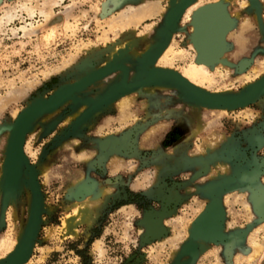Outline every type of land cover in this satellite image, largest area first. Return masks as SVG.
<instances>
[{
    "label": "rangeland",
    "instance_id": "obj_1",
    "mask_svg": "<svg viewBox=\"0 0 264 264\" xmlns=\"http://www.w3.org/2000/svg\"><path fill=\"white\" fill-rule=\"evenodd\" d=\"M180 1L0 0V264L36 197L24 264H264V92L217 109L173 80L121 89L157 71L220 96L264 80V0H197L166 33ZM151 4L154 14L132 20ZM207 9L214 15L202 19ZM216 42L220 55L206 61ZM109 65L117 69L31 124L20 181L7 190L19 115ZM212 205L224 212L220 241L195 233Z\"/></svg>",
    "mask_w": 264,
    "mask_h": 264
},
{
    "label": "water",
    "instance_id": "obj_2",
    "mask_svg": "<svg viewBox=\"0 0 264 264\" xmlns=\"http://www.w3.org/2000/svg\"><path fill=\"white\" fill-rule=\"evenodd\" d=\"M197 0H181L173 6L166 18V33L174 31L180 23L183 15L189 7H191ZM214 15V9H207L200 14L202 19H209ZM222 44L220 42L214 43L210 47L209 54L206 61H213L221 52ZM117 69L115 65H109L86 79L81 80L73 86L67 87L56 93L55 97L50 100L41 101L36 103L22 114L19 115L12 130V135L9 141L6 165L7 174L5 187L7 190L14 189L20 181L22 175L23 163H26L24 156L23 146L25 136L30 129L31 124L41 115L51 112L62 105L76 92L82 91L84 88L94 83L97 80L105 77ZM152 78L145 81L124 85L122 87L123 93L133 91L134 89L143 87L148 84H156L166 80H173L181 86H184L192 94L195 100L204 105L217 108V109H236L244 107L251 103L258 95L264 92V80L252 86L248 91L242 95L236 96H220L206 93L199 88L195 87L188 80L173 72H154ZM158 73V74H157ZM41 202L38 197L34 201L33 211L31 214L30 223L27 227L26 233L23 236L20 244L15 252L8 257L1 264H24L28 260L33 243L37 236L40 225ZM223 216L224 212L219 205H212L208 211L197 221L195 225V233L200 236L206 237L210 241H220L222 239L223 229ZM186 253L195 255L197 247L190 244L185 249Z\"/></svg>",
    "mask_w": 264,
    "mask_h": 264
},
{
    "label": "bare ground",
    "instance_id": "obj_3",
    "mask_svg": "<svg viewBox=\"0 0 264 264\" xmlns=\"http://www.w3.org/2000/svg\"><path fill=\"white\" fill-rule=\"evenodd\" d=\"M144 7V6H143ZM156 7V6H155ZM155 7H153V5L151 4L150 5V7H144V8H142L141 7V11L138 9V11L136 12L137 14H136V16H134L133 17V14H132V17L134 18H132V20L133 21H135V20H141V19H144L145 17H148V16H150V15H152V14H154L155 12H156V8ZM126 13H128V12H126ZM129 14H131L130 12H129ZM123 16V15H122ZM125 17V16H124ZM129 22V21H128ZM136 22V21H135ZM205 67V66H204ZM208 71V70H207ZM191 73H192V75L193 76H197V77H203V76H205L206 77V72H203L199 67H192L191 68V71H190ZM208 75V74H207ZM121 105V104H120ZM123 108V107H122ZM125 109H123V111H124ZM92 157V156H91ZM89 160V159H88ZM78 180V179H77ZM75 183V182H74ZM80 205H82V204H80ZM89 207V206H88ZM80 209V208H79ZM83 211V210H82ZM82 211H80V212H76L77 213V216L79 217V215L78 214H80V213H82ZM88 211H90V210H88ZM95 211V210H94ZM88 214V213H87ZM89 214H91V213H89ZM84 216V215H83ZM88 216V215H87ZM72 221H74V220H72ZM72 221H70L69 223H67V225L69 226L70 224H72L73 222Z\"/></svg>",
    "mask_w": 264,
    "mask_h": 264
}]
</instances>
